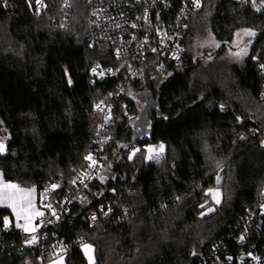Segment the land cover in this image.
I'll return each instance as SVG.
<instances>
[{"label":"trees","instance_id":"1","mask_svg":"<svg viewBox=\"0 0 264 264\" xmlns=\"http://www.w3.org/2000/svg\"><path fill=\"white\" fill-rule=\"evenodd\" d=\"M62 1H0V171L22 186L56 185V200L75 190L86 169L99 123L95 106L123 83L122 76L93 80L97 63L116 64L112 49L89 39L86 2L74 1L61 26ZM262 1L203 0L189 19L183 62L114 99L109 175L101 174L82 202L43 228L48 239L71 247L68 264H87L83 241L94 246L95 264H249L241 256L264 244V232L258 235L249 222L264 186V77L257 70L264 63ZM244 28L255 34L250 56L229 66L219 57ZM204 33L220 46L195 56L191 49ZM140 91L146 99L130 98ZM205 140L219 166L208 161ZM150 144L163 146L160 160L147 159ZM217 174L222 200L205 213L214 205L209 190ZM93 212L101 221L95 227L88 223ZM8 216L13 219L10 209L0 206L1 241L28 239L5 225ZM9 247L0 264H25L27 256L10 258Z\"/></svg>","mask_w":264,"mask_h":264},{"label":"built area","instance_id":"2","mask_svg":"<svg viewBox=\"0 0 264 264\" xmlns=\"http://www.w3.org/2000/svg\"><path fill=\"white\" fill-rule=\"evenodd\" d=\"M74 1L86 2L90 6L89 39L110 47L116 60L115 65L97 63L93 66V80L122 76L123 83L116 94L105 97L95 106L99 123L93 136L92 149L86 157V169L79 177L75 190L56 200L53 196L56 190L54 184H44L38 190L39 205L45 209V213L33 221L36 231L29 233V238L21 243L8 245L0 239V252L7 251L10 246L13 249L10 258L27 256L25 264H46L56 257L68 256L71 247L64 241L48 239L43 228L67 213L72 205L82 202L92 190L95 179L105 168L106 148L111 141L114 125V99L134 92V84L165 75L183 62L189 19L203 5V0H63L61 26L66 24ZM234 1L243 4L248 0ZM262 4L264 6V0ZM93 69L96 71L93 72ZM257 70L264 77V63L259 62ZM261 88L260 95L264 98V82ZM154 157L161 159L160 154ZM110 212L108 210L106 214ZM250 218L249 222L258 235L263 233L264 186L259 193L257 209ZM88 220L91 227L101 223L96 212L91 213ZM4 231L7 232L8 227ZM32 234H37V238L32 240ZM245 260L249 264H264V244L259 247L253 245Z\"/></svg>","mask_w":264,"mask_h":264},{"label":"rangeland","instance_id":"3","mask_svg":"<svg viewBox=\"0 0 264 264\" xmlns=\"http://www.w3.org/2000/svg\"><path fill=\"white\" fill-rule=\"evenodd\" d=\"M248 32L254 33L250 29H246V28L239 29L235 34L234 40L228 46V50H226V52L223 53V56L219 57V60L226 57L225 61L227 65L242 66L245 62V59H247L250 56V51H251L250 45L252 44L253 37H254V35L246 34ZM219 46L220 44L218 41L215 40L213 34L204 33V35H201L195 40L194 45H193L194 48L192 47L191 51H192V54H194L195 56L197 55L198 56H208L214 53ZM137 95L139 96L140 100H143L147 98L148 93L146 91H140ZM162 150H161V147L157 148L155 145H152V144H150V146L148 145L147 150H146L147 159H149V157L155 158L154 155L159 154ZM203 150L205 151L207 155L208 161L212 163V165H214L215 167L219 166L218 161H216L217 158L213 151V147L209 143V141L205 140L203 142ZM137 151H138L137 148L136 149L133 148L130 151V157H133ZM102 174L109 175V172L107 170H104ZM216 183H217L216 187H212L209 190V194L214 202V205L212 207L207 208L205 210V213L211 212L212 210L215 209V205H218L221 203L222 190L220 189L219 184L222 183V178L220 174H217ZM2 184H14L23 190L34 189V192H32V196H31L32 209L28 210L27 212L21 213L19 217H17L16 213L13 212L12 208L8 206V202L0 203V206L10 209L13 215V219L10 216L7 217V220H8L7 226L14 225L20 228L23 232L27 234L35 232L36 227L33 224V221H36L37 219L41 218L45 213V209L39 205V200H40L39 190L35 186H32V185L22 186L16 182H12V181L9 182L5 180L2 172L0 171V185ZM216 193H218L219 195L217 196ZM217 200H219V203H217ZM40 213H43V215H40ZM35 238H37V234H32L31 239L33 240ZM85 245L91 246L90 249H86ZM82 250L84 251V254L87 258V264H95L96 258H95L94 246L91 243L86 242L82 245ZM46 264H68V263L66 261V256H59V257H56L48 261Z\"/></svg>","mask_w":264,"mask_h":264},{"label":"snow or ice","instance_id":"4","mask_svg":"<svg viewBox=\"0 0 264 264\" xmlns=\"http://www.w3.org/2000/svg\"><path fill=\"white\" fill-rule=\"evenodd\" d=\"M37 3L39 4L40 0H37ZM246 34L255 35L254 33L251 32H248ZM95 71L96 69H93V72ZM69 83L71 84V80H69ZM162 149L163 146L161 145V150ZM4 150H5L4 145L0 144V152H3ZM88 159H91V157H88ZM149 159H151V157H149ZM53 187L56 186L53 185ZM32 192H34V189L23 190L14 184H2L0 185V203L8 202V206L11 207L13 212H15L17 217H19L21 213L27 212L28 210L32 209V199H31ZM216 195L218 196L219 194L216 193ZM217 203H219V200H217ZM40 215H43V213H40ZM7 223L8 220L7 218H5V225H7ZM90 247L91 246L89 245H85L86 249H90Z\"/></svg>","mask_w":264,"mask_h":264},{"label":"water","instance_id":"5","mask_svg":"<svg viewBox=\"0 0 264 264\" xmlns=\"http://www.w3.org/2000/svg\"><path fill=\"white\" fill-rule=\"evenodd\" d=\"M261 0H257V2L256 3H258V2H260ZM134 97V99L135 100H137V99H140L139 98V96L137 95V94H130V98H133ZM157 101H159V98H158V100ZM150 105H143V109H142V111H141V114L139 115V119H141L142 121H144V120H146V118H148L149 117V110H150V107H149ZM154 106V105H153ZM139 135H141V133H138V135L137 136H139ZM138 138H141L140 136L138 137ZM144 138V137H143ZM139 140V139H138ZM248 258V255H242L241 256V259H247Z\"/></svg>","mask_w":264,"mask_h":264}]
</instances>
